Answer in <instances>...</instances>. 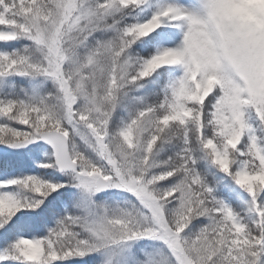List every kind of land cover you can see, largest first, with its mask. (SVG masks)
<instances>
[{
	"label": "snow or ice",
	"instance_id": "6c2138e0",
	"mask_svg": "<svg viewBox=\"0 0 264 264\" xmlns=\"http://www.w3.org/2000/svg\"><path fill=\"white\" fill-rule=\"evenodd\" d=\"M0 264H264V0H0Z\"/></svg>",
	"mask_w": 264,
	"mask_h": 264
}]
</instances>
